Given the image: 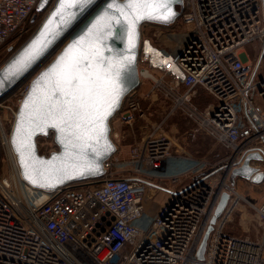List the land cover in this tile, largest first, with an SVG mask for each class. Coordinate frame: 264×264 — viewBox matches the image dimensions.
I'll use <instances>...</instances> for the list:
<instances>
[{"label": "built area", "instance_id": "built-area-1", "mask_svg": "<svg viewBox=\"0 0 264 264\" xmlns=\"http://www.w3.org/2000/svg\"><path fill=\"white\" fill-rule=\"evenodd\" d=\"M41 1L0 0V51L34 23L39 27L52 0L39 9ZM174 23L162 33L172 38L175 53L158 65L141 27L140 85L152 84L144 95L137 88L128 93L111 119L116 151L97 180L35 187L22 177L11 144L32 80L64 43L0 97V264H264V203L250 202L229 183L249 154L264 157V0H183ZM248 43L257 50L254 58ZM159 95L170 102L169 114L181 109L193 121V138L205 132L225 155L214 163L190 158L192 166L183 173L170 168V162L190 155L164 132L166 117L151 120L152 104L143 106ZM139 122L125 152L129 134L117 129ZM154 190L168 193L149 217L145 197ZM223 192L230 197L200 260L201 241ZM238 207L243 216L253 212L255 237L227 230Z\"/></svg>", "mask_w": 264, "mask_h": 264}, {"label": "snow or ice", "instance_id": "snow-or-ice-1", "mask_svg": "<svg viewBox=\"0 0 264 264\" xmlns=\"http://www.w3.org/2000/svg\"><path fill=\"white\" fill-rule=\"evenodd\" d=\"M90 2L91 0H59L57 9L40 36L10 65L5 76H16L26 71L59 35L60 26L67 24L74 16L70 10L81 8ZM107 9L87 36L70 45L52 68L43 74L42 78L47 80L48 87L39 103L29 97L32 101L31 111L27 115L22 114L16 130L17 150L26 169L25 150H31L30 140L34 126L43 131L50 124L61 134H66V139L70 136L74 148L82 150L91 147L86 143L88 140L99 142L105 131L104 120L110 115V110L118 102L120 95L117 78L123 60L113 61L105 57L103 48L112 26L124 27L130 38L129 47H134L132 38L135 37L139 20L147 18L168 21L175 15L171 10V0H112ZM57 17L60 22L53 26ZM3 83L4 79L0 77V85ZM24 107L28 109L29 103H25ZM22 133L29 141L26 144L21 142ZM28 178L34 184L37 183L32 176Z\"/></svg>", "mask_w": 264, "mask_h": 264}, {"label": "water", "instance_id": "water-1", "mask_svg": "<svg viewBox=\"0 0 264 264\" xmlns=\"http://www.w3.org/2000/svg\"><path fill=\"white\" fill-rule=\"evenodd\" d=\"M47 2L48 0H42L38 8L43 9ZM111 2L112 0H91L90 3L81 8L71 9L70 11L74 13V16L67 24L60 26L59 35L52 40L43 55L33 62L32 65L22 74L16 76H5V72L10 65H12L24 54L33 41H35L44 30L45 24H47L58 7L59 0H55L53 6L48 11L36 31L17 51L9 57L3 65L0 66V77L4 79L3 85H0V97H3L8 94L21 80L28 76L30 72L34 71L42 63H44L48 56L62 43H64L54 58H52L32 80L29 90L18 108L17 119L11 134V144L17 155L22 177L35 187L52 189L58 186L85 180H97L103 176L105 171L104 161L112 156L116 151V146L110 137L111 119L121 109L125 96L140 85L138 56L142 42L141 27L144 23L148 22H156L166 25L174 23L180 16V11L177 9V6H181L183 4V0H171V10L175 13V15L168 21L147 18L139 20L136 24L135 37L132 38V42L135 45L134 47H129L130 38L126 34L124 27L121 25L112 26L111 34L108 36V39L104 41L103 48L105 57H108L113 61L123 60V63L120 65L119 76L117 78L120 95L118 102L110 110V115H108L104 120L105 131L100 137L99 142L97 143L96 140H88L86 143L90 144L91 147H86L82 150L79 147L74 148L72 146V143L74 142L71 141V137L69 136L66 139V134H61L59 130L54 129L50 124L44 127L43 131L34 126L30 140L31 150L30 152L25 150V160L27 162L26 169L24 161L21 159V154L17 150L16 130L20 125V118L22 114L27 115L31 111L32 101L29 100V97H32L33 101L39 103L48 87L47 80L42 78L43 74L52 68L60 56L68 50L70 45H72L75 41L80 40L82 37L87 36V33L92 26L108 10L107 5ZM59 22L60 18L57 17L53 26L59 24ZM25 103H29L30 107L28 109H25ZM51 133H53V139L56 143L57 150L52 151L49 155L41 154L39 152L37 139L38 137H48ZM21 142L22 144L29 142L23 133L21 134ZM255 160L262 162L264 157L259 153L249 154L245 158L242 166L235 168L233 173L237 176L244 177L255 182L261 181L264 178V172L260 171L258 166L252 164V161ZM79 173L83 174L81 175ZM29 176H32L37 183L34 184L32 180L28 178ZM229 197L230 195L227 192H223L217 211L212 216L201 241L197 254L200 260L204 259L209 235L215 228L216 221L227 205Z\"/></svg>", "mask_w": 264, "mask_h": 264}, {"label": "rangeland", "instance_id": "rangeland-1", "mask_svg": "<svg viewBox=\"0 0 264 264\" xmlns=\"http://www.w3.org/2000/svg\"><path fill=\"white\" fill-rule=\"evenodd\" d=\"M54 1L55 0L51 1L47 9H50L53 6ZM47 9L43 10V15H45ZM179 21L180 20L176 21L177 24ZM37 23H34L29 31H27L24 37H22L19 41H16L17 38L14 37V39L9 41L8 44L0 51V66L3 65L9 59V57L30 38V36L36 31L38 26ZM177 24L175 25L176 27L178 26ZM169 25L171 24L166 25L162 23L148 22L143 26V38L145 41L144 44L145 47L148 48L153 54V57L157 62L156 65L165 61L166 59L171 58L175 53V47L172 38L170 39L168 35L162 33V29ZM11 45H13V47ZM10 46L12 48H10ZM245 48L252 58L256 56L257 50L254 49L253 43L246 44ZM151 84L152 83L149 80H146L144 84L137 87V93L143 95L146 94ZM195 101L199 103V105L204 106L200 101H198V99H195ZM149 103L152 104L149 110L151 113V120H155L157 122L166 117V121L164 123V132L171 139H173L175 143H179L185 149L184 154L190 155L189 158L186 156L182 158L183 160L174 162L176 167L174 169L175 172L183 173L185 170L190 169L192 166L191 159H207L214 163L219 161L221 157L225 155L226 149L212 136L207 135L205 132H198L196 137H192L191 131L195 128V124L185 115L183 110L176 109L175 112L169 114L171 104L169 101L163 99L160 95L156 99L155 96H151L150 99H145L143 106L148 108ZM116 125L118 124L116 123ZM141 125L142 123L139 122L136 124L134 123L133 126H120V128L117 129L122 130V132L125 134H129L125 138L126 141H124L126 145L124 150L125 152H127V144L134 142V138L138 135L137 132L139 131ZM39 144L41 147H44L46 150H48L47 152L50 150H57L56 143L54 142L53 138L52 140L40 138ZM229 179L231 186L235 187L240 193H242L247 200L256 205H261L264 203V185L260 187L262 184H257L250 179L237 176L233 172L230 174ZM190 182L191 180L187 181L186 184ZM162 184L164 187L170 186L169 181L167 180ZM151 193L152 195L147 194L145 197L146 215H149V217H152L156 214L158 207L165 200L168 192L167 190H154ZM239 208L240 207H238V209L232 213L231 221H229L226 226L227 230L236 235H249L255 237L256 230L254 227L256 222L253 212L248 209L247 215H244L246 217L245 221L244 216L242 215Z\"/></svg>", "mask_w": 264, "mask_h": 264}, {"label": "crops", "instance_id": "crops-1", "mask_svg": "<svg viewBox=\"0 0 264 264\" xmlns=\"http://www.w3.org/2000/svg\"><path fill=\"white\" fill-rule=\"evenodd\" d=\"M210 101V98H206L205 100H204V103H206V102H209ZM114 121H115V117L113 118V123H114ZM208 135V134H207ZM170 168H172L173 170L176 168L175 167V164H174V162H170ZM252 164L253 165H258V166H261V167H264V161H262V162H259V161H252ZM174 172V171H173ZM190 173V172H189ZM188 176V174L187 175H185L184 177H185V182H187L188 181V179L186 178ZM254 183H257V184H262V185H260V187H262L264 184V178L261 180V181H259V182H255V181H253ZM259 187V188H260ZM150 193V192H149ZM242 194V193H241ZM148 195H150V194H148ZM243 195V194H242ZM244 196V195H243Z\"/></svg>", "mask_w": 264, "mask_h": 264}, {"label": "trees", "instance_id": "trees-1", "mask_svg": "<svg viewBox=\"0 0 264 264\" xmlns=\"http://www.w3.org/2000/svg\"><path fill=\"white\" fill-rule=\"evenodd\" d=\"M177 9L180 11V16L178 17L177 21L180 20V17H181V13H182V6H177ZM146 23L143 24V26L145 25ZM177 24V22L174 23V26ZM40 138H43V139H51L53 138V133H51L50 136L48 137H38L37 141H38V148H39V152L41 154H45V155H49L52 151L54 150H50L49 152H47L48 150H46L44 147H41L40 144H39V139ZM57 148V146H56ZM46 150V151H45Z\"/></svg>", "mask_w": 264, "mask_h": 264}, {"label": "bare ground", "instance_id": "bare-ground-1", "mask_svg": "<svg viewBox=\"0 0 264 264\" xmlns=\"http://www.w3.org/2000/svg\"><path fill=\"white\" fill-rule=\"evenodd\" d=\"M147 74H150V72H148ZM144 75H146V74H144ZM150 195H152V193H150Z\"/></svg>", "mask_w": 264, "mask_h": 264}]
</instances>
